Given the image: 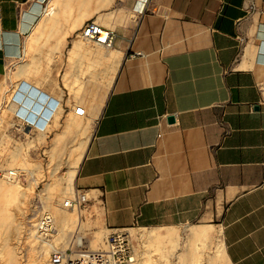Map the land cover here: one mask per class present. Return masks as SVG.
Masks as SVG:
<instances>
[{"label": "crops", "instance_id": "0c3cea01", "mask_svg": "<svg viewBox=\"0 0 264 264\" xmlns=\"http://www.w3.org/2000/svg\"><path fill=\"white\" fill-rule=\"evenodd\" d=\"M88 20L115 39L83 61L113 72L73 178L87 221L205 228L219 264H264V0H0V78L41 44L85 52Z\"/></svg>", "mask_w": 264, "mask_h": 264}, {"label": "rangeland", "instance_id": "374dc122", "mask_svg": "<svg viewBox=\"0 0 264 264\" xmlns=\"http://www.w3.org/2000/svg\"><path fill=\"white\" fill-rule=\"evenodd\" d=\"M82 45L86 53L81 51L77 55L69 54L70 45H64L60 51L47 43L35 46L0 78V264H49L53 249L64 251L74 236V245L83 243L85 248L97 250L104 248L109 235L99 228L98 222L87 221L83 207H63L65 201L75 197V169L92 132L94 107L90 108L88 99L100 94V88L103 95L113 76L103 59L83 63L88 53L101 59V55L95 54L110 49ZM103 55L110 56L109 52ZM78 58L82 62L75 68L74 60ZM55 60L60 65L65 60L66 66L59 71L54 67ZM107 63L110 65V61ZM20 81L51 95L64 91L68 97L65 106L60 104V98L56 100L60 113L55 121L48 122L47 128L23 122L14 114L9 103ZM94 103L93 100L91 104ZM10 171L18 175L13 182L3 177ZM43 213L54 219V232L46 239L35 237V223ZM148 230L127 231L134 249L133 264H148L149 260L150 264H196L197 259L201 264L220 262L222 248L211 243L205 228L189 229L184 239L179 233ZM201 231L206 234L201 235ZM151 233L160 235V239L149 241L147 236ZM213 260L216 262L212 263Z\"/></svg>", "mask_w": 264, "mask_h": 264}, {"label": "built area", "instance_id": "2783aa9c", "mask_svg": "<svg viewBox=\"0 0 264 264\" xmlns=\"http://www.w3.org/2000/svg\"><path fill=\"white\" fill-rule=\"evenodd\" d=\"M76 37L86 45H98L110 49L113 46L115 35L113 31L96 23L86 21L78 30ZM77 113V112H76ZM82 197V199H81ZM85 204L83 194L76 192L75 197L64 207L77 210ZM35 230L43 238L54 232V221L51 215L41 214L35 223ZM75 236L64 251L57 249L50 254L49 264H133L134 249L130 235L125 230L111 232L104 242L102 249H88L83 243L75 242Z\"/></svg>", "mask_w": 264, "mask_h": 264}, {"label": "bare ground", "instance_id": "6f19581e", "mask_svg": "<svg viewBox=\"0 0 264 264\" xmlns=\"http://www.w3.org/2000/svg\"><path fill=\"white\" fill-rule=\"evenodd\" d=\"M49 11H50V9L46 10L45 13H47ZM76 47H78V46L76 45ZM13 97L14 98L10 101V105H12V107L15 109L14 114H16L17 117L21 121L30 122L35 127L45 126V128H47L48 122L50 120L55 121L56 118L58 117L59 113H60V105H57L56 99L48 96L47 94L41 92L38 88L32 87L31 85H27V84L21 85L19 87V90L17 91L16 95ZM17 176H18L17 172L10 171L7 174H5L3 177H5L6 180L9 182H13L16 180ZM69 202H70V200H67L64 203L69 204ZM64 206L65 205L63 204V207ZM68 209H70V208H68ZM53 221H54V219H53ZM200 233H201V235L204 236L206 234V231H201ZM196 234L199 235L198 233H196ZM36 236L38 238L41 237L40 235H38V233L35 234V237ZM147 238L149 241H152V242L158 241L160 239V235H153L151 233L150 235L147 236ZM43 239H46V238H43ZM46 242H48V241H46ZM204 247H206V246H204ZM53 251H56V250L53 249ZM195 253H197L198 255L200 254V253H198V249L197 250L195 249ZM148 259H150V256H148ZM134 260H135V258H134ZM150 262L151 261L149 260L148 264H150ZM196 264H201V261L199 259H197Z\"/></svg>", "mask_w": 264, "mask_h": 264}, {"label": "water", "instance_id": "95a60500", "mask_svg": "<svg viewBox=\"0 0 264 264\" xmlns=\"http://www.w3.org/2000/svg\"><path fill=\"white\" fill-rule=\"evenodd\" d=\"M168 122L172 123L173 122V117L168 118Z\"/></svg>", "mask_w": 264, "mask_h": 264}]
</instances>
